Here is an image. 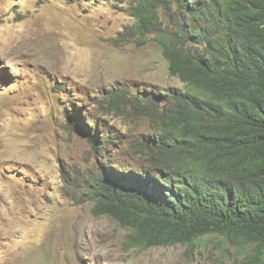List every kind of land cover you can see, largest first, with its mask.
I'll return each instance as SVG.
<instances>
[{
	"label": "rangeland",
	"instance_id": "374dc122",
	"mask_svg": "<svg viewBox=\"0 0 264 264\" xmlns=\"http://www.w3.org/2000/svg\"><path fill=\"white\" fill-rule=\"evenodd\" d=\"M138 1L0 0V264H246L252 251L221 235L128 250L129 231L87 200L105 167L95 120L116 143L104 157L125 169L144 165L139 144L159 133L108 95L184 88L157 33L122 39Z\"/></svg>",
	"mask_w": 264,
	"mask_h": 264
},
{
	"label": "trees",
	"instance_id": "16d2710c",
	"mask_svg": "<svg viewBox=\"0 0 264 264\" xmlns=\"http://www.w3.org/2000/svg\"><path fill=\"white\" fill-rule=\"evenodd\" d=\"M132 9L122 39L157 33L184 88L108 95L159 133L139 144L144 165L125 169L104 157L116 143L94 121L90 140L105 166L87 194L94 215L129 231L128 250L194 249L221 235L252 251L246 264H264V0H139Z\"/></svg>",
	"mask_w": 264,
	"mask_h": 264
},
{
	"label": "bare ground",
	"instance_id": "6f19581e",
	"mask_svg": "<svg viewBox=\"0 0 264 264\" xmlns=\"http://www.w3.org/2000/svg\"><path fill=\"white\" fill-rule=\"evenodd\" d=\"M75 1V0H74ZM225 59V58H224ZM140 99V98H139ZM155 105V104H154ZM108 110V109H107ZM115 134V133H114ZM219 167V166H218ZM94 202V201H93ZM46 211V210H45Z\"/></svg>",
	"mask_w": 264,
	"mask_h": 264
},
{
	"label": "clouds",
	"instance_id": "9594fccd",
	"mask_svg": "<svg viewBox=\"0 0 264 264\" xmlns=\"http://www.w3.org/2000/svg\"><path fill=\"white\" fill-rule=\"evenodd\" d=\"M176 78V77H175ZM174 88H177V87H174ZM180 89V88H179Z\"/></svg>",
	"mask_w": 264,
	"mask_h": 264
}]
</instances>
